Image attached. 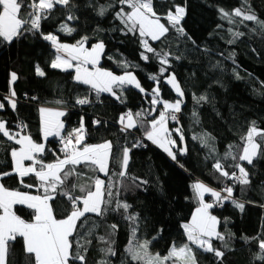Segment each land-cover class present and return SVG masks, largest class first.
Returning a JSON list of instances; mask_svg holds the SVG:
<instances>
[{"label":"trees","instance_id":"16d2710c","mask_svg":"<svg viewBox=\"0 0 264 264\" xmlns=\"http://www.w3.org/2000/svg\"><path fill=\"white\" fill-rule=\"evenodd\" d=\"M109 3H115V0H71L67 7L56 6L49 18L41 21L39 32L26 33L11 43L0 42V102L5 105L0 108V122H4L12 132L22 127L20 134L41 143L40 109L60 110L65 113L61 116L64 124L61 135L79 128L83 121V143L95 145L111 142L114 158L110 171H119L117 159L121 157L123 148H129L128 176L147 183L129 187L120 193L118 199L130 204L129 212L138 216V238L150 240V251L161 256L166 255L171 246L187 243L181 225L190 221L195 208L199 206L192 188L194 182H202L214 190H221L225 185L233 186V198L244 204L243 211L231 201L209 209L220 221L217 230L225 235L228 247H223V241L213 240L214 247L222 250L224 256L218 259L212 253L201 251L198 252L199 264H262L254 257L259 252L258 239L264 238V155L254 157L252 164L240 161L249 173L250 183L247 186L223 177L217 179L219 173L212 165L220 158L224 170L229 173L236 171L239 175L238 169L231 166L236 161L231 157L223 159L225 152L231 145L234 154L242 153L244 141L241 137L247 134L253 122L258 130L264 131V31L259 30L253 21L229 24L221 18L219 10L232 12L243 6L250 8L260 21H264V0H247L246 3L245 0H155V11L162 17L169 9L174 12V5L186 10L181 21L186 35L180 36L170 29L166 39L149 40L158 52L171 53L163 76L159 74L162 65L158 57L147 53L151 58L148 61L141 59L143 49L138 33L133 35L120 31L123 25L114 19V12L120 5H115L103 17L97 15L98 7ZM69 13L75 16L74 20H67ZM235 19L240 21L241 18ZM161 22L167 25L165 19ZM62 23L75 31L71 35L60 31ZM229 28L244 35L234 38ZM49 33L55 35L58 41L68 44H75L87 36L89 39L85 45L88 47L103 41L105 47L97 66L114 74L124 73L120 62L135 66L128 71L136 76L145 92L127 86L122 90L116 89L119 99L109 93H101L97 99L89 85L74 79L72 69L62 71L51 68L56 52L51 42L44 40L42 35ZM230 40L235 42L229 43ZM37 65L44 71V76L36 74ZM12 73L17 75L14 82L11 81ZM170 74L175 76L185 94L179 118L172 123L167 120L170 134L178 144L175 161L145 138L148 121L155 115L153 112L141 117L144 127L128 132H122L123 126L118 122L124 113L130 111L135 114L151 108V93L156 85L160 89V98L175 100L176 93L164 82ZM150 75L156 76L159 84L149 79ZM11 91L16 94L15 109L4 99ZM201 95L207 96L208 100L197 104L194 97ZM84 97L90 103H76L78 98ZM156 107L158 110L162 108L161 105ZM193 112L197 113V118L193 117ZM97 120L99 124L94 123ZM175 129L182 130L184 145ZM194 136H209L211 139L208 142L214 146L215 152L210 153L199 139H193ZM57 138L53 136L47 140L45 154L39 157L46 163L55 162L57 156L62 157L60 147L54 142ZM256 139L259 141L258 137ZM137 143L140 146L133 147ZM13 148H17L15 142L0 134V172L12 171L10 153ZM181 148L186 150L184 154H179ZM80 171L86 172V175L71 178L69 186L71 183H86L87 177L93 175L83 168ZM99 176L107 179L101 173ZM0 183L10 190L43 194L42 189L23 187L15 173L5 176ZM24 183L37 184V181L34 176H29L24 178ZM126 183L131 184V180ZM75 194L80 195V192L77 190ZM204 198L206 202H214L209 195ZM66 203L61 197L52 202L57 218L65 215ZM13 211L26 221L32 219V210L26 205H14ZM93 219L100 223L96 229L97 237L105 235L109 231L108 226L117 225L112 237L116 255L103 257L99 249L106 245L93 237L92 244L88 246L86 264H98L101 258L108 259L110 264H134L125 252L130 228L129 222L123 219V210L111 211L102 220L94 216ZM244 237L258 239L246 242ZM6 264H26L22 238L18 237L10 245Z\"/></svg>","mask_w":264,"mask_h":264},{"label":"snow or ice","instance_id":"6c2138e0","mask_svg":"<svg viewBox=\"0 0 264 264\" xmlns=\"http://www.w3.org/2000/svg\"><path fill=\"white\" fill-rule=\"evenodd\" d=\"M71 0H0V42L11 43L14 39H18L26 33L39 32L41 29V21L49 18V14L56 6H69ZM247 0H245V3ZM155 0H115V3L100 5L97 15L103 17L107 12L115 8V5L121 7L114 12V19L118 20L123 28L120 31L124 34L132 33L139 35V43L143 49L140 53L142 60L148 61L151 57L147 53L159 58L162 65L159 69L160 76L167 71L164 67L169 63L170 52L163 50L157 51L151 46V41H161L166 39L170 29H174L180 36H184L185 31L181 26V21L185 16V8L180 5H174L175 11L169 9L163 17L155 11ZM127 10H125V7ZM221 18L227 20L229 24L242 23L243 21H253L259 30L264 31V21H260L250 8L243 6L235 8L232 12H226L220 9ZM241 18L237 21L235 18ZM75 16L69 13L67 20H74ZM162 19L167 21V25L161 22ZM60 31L71 35L75 31L74 28L62 23ZM234 38L244 35L242 32H232L228 29ZM255 31V30H254ZM43 39L50 41L56 50V56L51 61V68L67 71L70 68L75 69L74 79L85 85H89L95 91L97 99L101 93H109L117 96L116 89H123L127 86H134L140 92L145 89L140 85L136 76L128 71L130 67L127 62H120V66L125 69L122 75H116L111 71L97 67L100 56L104 51L103 41L97 42L91 48L85 47L88 37H82L73 45L59 43L57 37L51 33L42 34ZM230 40L229 43H234ZM60 53H66L65 56ZM179 57H177L178 59ZM75 61L73 64L72 62ZM91 65V69L88 67ZM219 65H213L218 67ZM36 74L44 76V71L39 65L36 66ZM237 74V79H239ZM17 75L11 74V81H16ZM149 79L157 81V77L150 75ZM165 83L172 86L180 99L174 103L160 99L159 87L152 89L151 108L144 112H127L121 115L120 123L123 125L122 132H128L137 127H144L142 116L151 115L152 112L159 111L158 117L148 121V128L145 130V138L153 144L162 148L169 157L174 161L177 159V153L173 151L176 147V141L172 139L169 130L166 127L168 119L177 120L176 113L181 111L184 92L174 75L165 77ZM159 84V81H157ZM15 91H11L10 95L4 99L16 108ZM119 99V96H117ZM196 103L207 101L208 97L201 95L194 97ZM60 103V101H57ZM77 104L84 105L90 103L87 97L78 98ZM157 105H162V110L157 109ZM4 103L0 102V108H4ZM40 132L43 138L47 140L50 136L59 138L62 157L57 156L55 162L46 163L40 156L45 154V145L36 143L28 135H20L19 132H12L6 128L4 122H0V134L9 141H14L19 148L11 150V158L13 169L10 172H0V180L5 176L15 173L23 187L42 189L43 194L33 195L28 192L19 190H10L3 183H0V264H6V257L9 252L10 245L17 238L23 240V253L26 264H86V254L92 244V238L95 237L106 245L99 251L103 257H111L116 255L113 248L117 225L108 226L109 231L105 235L96 236V229L100 227V223L93 219L94 217L101 220L111 211L123 210V219L129 222L130 238L128 246L125 249L130 260L134 264H165L172 261V264H199L198 252L212 253L218 259H222L224 252L214 247L212 241H223V247H228V241L224 234L217 230L220 223L218 218L212 215L209 209L214 206H223L225 201H231L232 204L243 211L244 204L233 198L234 187L225 185L221 190H214L206 186L202 182H196L192 185L195 197L199 206L192 215L191 221L184 223L181 227L186 235L187 243L181 245H173L170 247L166 255L161 256L159 253L150 251L151 241L148 239L140 240L137 236L139 229L138 216L131 214L129 209L131 205L118 199L122 191H126L129 187H139L146 181L139 178L129 177L127 167L129 163L130 149L125 147L122 155L117 159L119 171H110V163L112 161V144L105 141L101 144L89 145L84 141V125L83 121L79 128L73 129L66 136L61 135L64 124L59 117L65 115L62 111L41 108ZM193 117L197 118V113L193 112ZM94 123L99 124L100 121ZM180 136L181 143L184 136L181 129H175ZM16 137H19L17 139ZM259 138L257 141L256 138ZM193 139H199L210 153L215 152L214 146L209 144V136H194ZM244 141L242 153L234 154L229 145V150L225 152L223 159L231 157L236 161L232 167L238 169L229 173L224 170L225 166L221 163L220 158L212 165L216 173L220 177L234 181L241 186H247L250 183L249 173L240 161H246L248 164L253 163V158L258 155H264V131L258 130L253 122L248 129L247 134L242 136ZM140 146L139 143L133 147ZM185 149H179V154H184ZM25 161H30V165H25ZM182 166V165H181ZM83 168L90 171L93 175L88 176V182L83 184L69 182L71 178H80L86 175L81 172ZM99 173H102L107 179H101ZM34 176L37 184H25L24 178ZM131 180V184L126 181ZM80 195H76V191ZM243 190V188H242ZM209 193L214 198V203L206 202L205 194ZM226 193V194H225ZM61 197L67 203L65 204V215L57 218L52 202ZM114 204V207L112 205ZM14 205H26L32 210L31 221H26L13 211ZM257 237H244L246 242L256 241ZM259 252L254 259L260 260L264 264V238L258 239ZM98 264H110L106 258H101Z\"/></svg>","mask_w":264,"mask_h":264},{"label":"rangeland","instance_id":"374dc122","mask_svg":"<svg viewBox=\"0 0 264 264\" xmlns=\"http://www.w3.org/2000/svg\"><path fill=\"white\" fill-rule=\"evenodd\" d=\"M59 43H63V44H68V43H65V42H60V41H58ZM97 42H95V43H93L92 45H94V44H96ZM68 45H73V44H71V43H69ZM91 45V46H92ZM91 46H87V45H85V47H87V48H91ZM54 50H55V48H54ZM55 52H56V50H55ZM57 54V53H56ZM60 55H62V56H65V58H67V54L66 53H60ZM101 57V56H100ZM73 64L75 63V61H73L72 62ZM88 67L91 69V65H88ZM98 67V66H97ZM70 69H72V70H74L75 71V69L74 68H70ZM105 70V69H104ZM109 71V70H108ZM123 74V73H122ZM122 74H116V75H122ZM170 75H173V74H170ZM169 76V75H168ZM167 76V77H168ZM171 88H172V86L171 85H169ZM132 87H134V86H132ZM156 87H157V85H156ZM173 89V88H172ZM174 90V89H173ZM174 92H175V90H174ZM176 93V92H175ZM176 95H177V93H176ZM160 99H162V98H160ZM177 99H180V97L177 95V98L175 99V100H173V101H170V100H165V99H162V100H164V101H168V102H175ZM162 106V105H161ZM162 108H163V106H162ZM162 108L160 109V110H162ZM157 113V114H156ZM153 114H155V115H153L154 117H158V115H159V111L158 112H153ZM121 117V116H120ZM120 117H119V120H118V122H119V124H121L120 123ZM153 117V118H154ZM168 125V122L166 121V127H167V129L169 130V126H167ZM121 126H123L122 124H121ZM169 133H170V130H169ZM172 137V136H171ZM173 139V138H172ZM173 140H175V139H173ZM46 140L44 139L43 141H42V143L45 145L46 144V142H45ZM150 141V140H149ZM176 141V140H175ZM151 142V141H150ZM183 143V142H182ZM183 145H184V143H183ZM182 145V146H183ZM184 147V146H183ZM175 148H178V144H177V142H176V147ZM173 149V151L175 152L176 151V149ZM184 149V148H183ZM244 162H246V161H244ZM102 174V173H101ZM102 179V178H101ZM194 183H196V182H194ZM195 210H196V208H195ZM192 218V217H191ZM165 264H172V261H167V262H165Z\"/></svg>","mask_w":264,"mask_h":264},{"label":"crops","instance_id":"0c3cea01","mask_svg":"<svg viewBox=\"0 0 264 264\" xmlns=\"http://www.w3.org/2000/svg\"><path fill=\"white\" fill-rule=\"evenodd\" d=\"M55 56H56V54H55ZM55 56H54V58H55ZM73 71H74V70H73ZM74 76H75V71H74ZM74 76H73V77H74ZM52 110H53V109H52ZM55 111H60V110H55ZM40 120H41V115H40ZM59 120L62 122L61 117H59ZM62 123H63V122H62ZM63 129H64V128H63ZM63 129H62V130H63ZM62 130H61V132H62ZM20 135L23 136V135H26V134H22V133H21ZM51 137H53V136L48 137L47 140H48L49 138H51ZM16 138L19 139V137H16ZM43 140H44V138H43V135H42V141H43ZM47 140L45 141L46 143H47ZM41 143H42V142H41ZM15 144H16V143H15ZM16 145H17V144H16ZM154 145H155V144H154ZM45 146H46V144H45ZM155 146H157V145H155ZM19 147H20V146L17 145V148H19ZM157 147H158V146H157ZM158 148H160V147H158ZM160 149L163 150L162 148H160ZM163 151H164V150H163ZM164 152H165V151H164ZM165 153H166V152H165ZM24 163H25L26 166L31 164L30 161H25ZM29 163H30V164H29ZM12 165H13V164H12ZM208 187H209V186H208ZM34 195H35V194H34ZM206 195L211 196L209 193H206L205 196H206ZM204 199H205V198H204ZM205 201H206V200H205ZM194 212H195V210H194ZM194 212H193V213H194ZM192 215H193V214H192ZM190 221H191V219H190ZM190 221H189V222H190ZM183 224H184V223H183ZM217 227H218V225H217Z\"/></svg>","mask_w":264,"mask_h":264},{"label":"built area","instance_id":"2783aa9c","mask_svg":"<svg viewBox=\"0 0 264 264\" xmlns=\"http://www.w3.org/2000/svg\"><path fill=\"white\" fill-rule=\"evenodd\" d=\"M176 116H177V119L179 118V115H178V113H176ZM169 120V122L170 123H172V122H175L176 120H171V119H168ZM23 131V128L22 127H19L18 129H17V132H22ZM67 134H65L64 136H66ZM55 142V145L56 146H58V147H61V145H60V142H59V138H57L56 139V141H54ZM214 203V202H213Z\"/></svg>","mask_w":264,"mask_h":264}]
</instances>
